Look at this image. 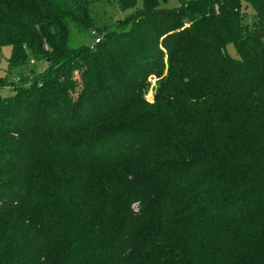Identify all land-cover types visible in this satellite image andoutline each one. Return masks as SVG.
<instances>
[{
	"label": "trees",
	"instance_id": "trees-1",
	"mask_svg": "<svg viewBox=\"0 0 264 264\" xmlns=\"http://www.w3.org/2000/svg\"><path fill=\"white\" fill-rule=\"evenodd\" d=\"M164 2L0 0V264H264V0Z\"/></svg>",
	"mask_w": 264,
	"mask_h": 264
},
{
	"label": "rangeland",
	"instance_id": "rangeland-1",
	"mask_svg": "<svg viewBox=\"0 0 264 264\" xmlns=\"http://www.w3.org/2000/svg\"><path fill=\"white\" fill-rule=\"evenodd\" d=\"M175 0H165L164 4L166 7H172L175 5ZM94 14L96 16V19L98 20V23L109 25L112 22L116 21L117 19H123L127 15H129L132 12V9L120 11L116 4L108 5L106 3H99L94 6ZM250 12V10H248ZM251 17L248 16L247 20H250ZM88 39L84 38L82 41H87ZM90 41V38H89ZM93 43H95L93 41ZM10 46H2L0 47V78L6 80L7 82H12L14 80H17V78L26 70H34L36 73H40L45 68V63L40 62L37 60H29V63L26 66L18 67V68H10L9 66V56H10ZM227 54L231 57L236 56V51L234 47L229 44L226 47ZM79 65V63H78ZM84 69L75 70L73 72L74 76H79L80 72H82ZM156 80L157 78L155 76H149L148 79L145 82V85L143 87L142 93L144 97L152 101L154 97V90L156 87ZM18 82V81H17ZM14 84L7 83V87L12 90ZM16 86V85H15ZM8 88H3L0 90V95L4 97H8L11 95V91Z\"/></svg>",
	"mask_w": 264,
	"mask_h": 264
},
{
	"label": "built area",
	"instance_id": "built-area-1",
	"mask_svg": "<svg viewBox=\"0 0 264 264\" xmlns=\"http://www.w3.org/2000/svg\"><path fill=\"white\" fill-rule=\"evenodd\" d=\"M98 41H99V39H98V38H95L94 42L96 43V42H98Z\"/></svg>",
	"mask_w": 264,
	"mask_h": 264
}]
</instances>
